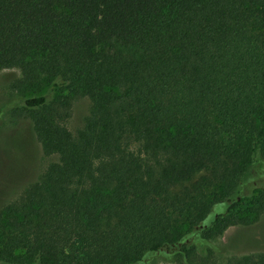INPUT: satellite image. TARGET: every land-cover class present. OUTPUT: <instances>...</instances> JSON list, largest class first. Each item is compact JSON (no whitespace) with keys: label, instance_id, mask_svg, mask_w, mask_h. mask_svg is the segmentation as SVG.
I'll use <instances>...</instances> for the list:
<instances>
[{"label":"trees","instance_id":"obj_1","mask_svg":"<svg viewBox=\"0 0 264 264\" xmlns=\"http://www.w3.org/2000/svg\"><path fill=\"white\" fill-rule=\"evenodd\" d=\"M2 69L52 159L0 207V263L212 261L260 218L264 0H0Z\"/></svg>","mask_w":264,"mask_h":264},{"label":"rangeland","instance_id":"obj_2","mask_svg":"<svg viewBox=\"0 0 264 264\" xmlns=\"http://www.w3.org/2000/svg\"><path fill=\"white\" fill-rule=\"evenodd\" d=\"M18 78L19 72L16 69L0 70V207L36 180L52 159L42 153L26 121L16 120L10 114V109L5 108L7 103L15 99V91L11 89V85ZM84 109L85 105L82 103L74 105L67 122L70 128L80 123ZM185 183L175 186L173 192L178 191ZM245 215L250 219L253 217L246 209L240 211L239 217ZM263 237L264 210L260 218L254 220L251 225L230 226L220 236L211 240L220 250L212 256V261L196 258L191 264H205V261H209L208 264H223L231 255L247 253L254 246L263 245ZM182 260L180 257L172 261L157 258L151 264H182Z\"/></svg>","mask_w":264,"mask_h":264}]
</instances>
